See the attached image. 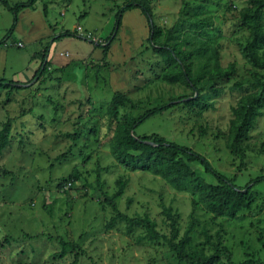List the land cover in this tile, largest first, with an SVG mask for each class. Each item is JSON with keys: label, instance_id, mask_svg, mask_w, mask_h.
<instances>
[{"label": "rangeland", "instance_id": "obj_1", "mask_svg": "<svg viewBox=\"0 0 264 264\" xmlns=\"http://www.w3.org/2000/svg\"><path fill=\"white\" fill-rule=\"evenodd\" d=\"M25 1L9 0L11 4ZM124 1L35 0L28 10L34 13L30 21L38 41L21 38L20 32L29 28L26 11L7 40V49L2 47L8 57L0 78L22 89L10 96L7 89L0 90V129L11 120L10 142L0 155V264H184L169 250L165 238L171 235L170 221L164 209H171L177 220L179 238L193 215L191 249L212 253L204 243L205 229L211 242L220 237L235 264L248 259L264 263V180L253 188L254 199L247 210L234 219L213 218L189 193L177 191L159 176L130 172L111 155L112 127L106 110L114 94L131 100L119 108V117L126 113L138 117L143 110L172 99L197 96L182 83L164 80L168 66L146 44L147 31L140 30L133 14L137 10L123 14L103 60L101 45H107ZM150 3L154 23L165 34L170 32L178 41L191 35L190 42L202 48L191 59L195 70L205 75L207 67L216 63L222 72L202 93V101L211 106L201 109L199 104L187 106L176 100L175 107L137 127L135 135L156 133L188 146L224 176H235L240 187L264 176V106L242 143L245 158L240 171V157L226 146L231 108L255 91L247 84L253 74L264 81V70L250 66L242 54L249 30L242 26L239 12L249 6L248 0ZM190 16L199 19L200 29L181 20ZM11 23L12 14L0 2V40ZM63 31L77 36L50 42ZM19 40L22 46L17 45ZM47 46L51 66L33 79ZM189 165L207 183H216L199 164ZM74 172L80 176L78 181L58 187ZM120 179L127 182L114 201L117 210L129 218L148 216L159 240H149L144 228L129 227L125 221L107 228L115 211L106 197L118 191ZM60 242L70 245L62 259H54L61 251Z\"/></svg>", "mask_w": 264, "mask_h": 264}, {"label": "trees", "instance_id": "obj_2", "mask_svg": "<svg viewBox=\"0 0 264 264\" xmlns=\"http://www.w3.org/2000/svg\"><path fill=\"white\" fill-rule=\"evenodd\" d=\"M0 2L12 14L11 26L2 40H0V48H6L8 46L7 40L13 35L17 25L18 14L24 9L31 8L35 0H27L16 4H11L9 0H1ZM248 2L249 6L239 12L242 26L249 30V38L242 49V54L250 66L257 70H264V0H248ZM133 9H138L147 21L148 34L146 44L150 47L149 49L161 57L168 66V70L163 76L164 80L171 83H182L192 93L195 92L197 96L195 95L196 97L194 98L181 96L177 99H172L170 102L143 110L138 117L127 113L119 117V108L130 105L131 100L124 94H114L106 110L108 125L112 127V137L110 139L111 155L130 172L140 170L159 176L177 191L189 193L195 198L197 204L211 214L213 218L234 219L241 211L247 210L251 206L254 199L253 188L257 182L264 180V176L251 179L240 187L235 183V176L231 178L224 176L213 168L206 157L188 146L167 140L156 133L149 136L135 135L137 127L154 116L164 114L169 108L175 107L178 104L175 103L176 100H179V104L187 106L199 104L201 109L211 106L208 102L202 101V93L206 90L207 84L211 83V86L213 85L212 79L222 71L216 63L213 67H207L205 75H201L198 70H195L191 59L202 48L196 46L194 41L190 42L191 35L178 41L170 32L165 34L154 23V13L150 0H126L123 6L119 7L115 14L114 28L105 41L107 45H101L103 60L106 59L109 45L119 31L123 14ZM43 14L46 18L47 11L45 8H43ZM206 19L208 18H204L205 23H207ZM181 20L188 22L189 27L192 26L190 28L200 29L198 25L199 19L195 16H190L187 19L181 18ZM76 36L73 32L63 31L58 35L56 34V36H52L50 42L53 43L64 38ZM182 47L185 48L183 49ZM48 48L47 46L43 50L41 64L35 71L33 79L43 76L51 66L50 59L47 57ZM252 77L253 79L248 80L247 84L254 88L255 91L243 95L236 106L231 108L232 118L229 124L226 146L230 152L240 157L238 171L241 170L245 158L242 143L246 139L247 131L251 127L259 108L264 106V81L259 80L256 74H253ZM211 86L209 85V87ZM20 87L18 84L15 85L0 78V90L7 89V96L21 90L22 88ZM69 136L71 137V135ZM10 138L11 120L8 119L0 129V155L10 142ZM191 163L199 164L205 173L214 176L216 183H207L204 178L199 177L189 165ZM79 178L78 173L74 172L66 181L59 183L58 187L63 188L67 182L68 186H70L71 182H76ZM97 180L99 181V178ZM126 182L122 179L117 180L118 191L112 196L106 197L107 203L115 211V215L110 220L107 228L112 227L118 221H125L129 227L144 228L145 235L149 240H159L161 236L156 231V225L148 216L129 218L117 210L114 201L123 194ZM163 214L169 219L171 230L170 238H164L167 240L170 252L179 262L184 264H235L232 261L230 251L223 245L220 237L217 241L211 242L210 235L205 229L202 231L205 237L204 243L212 249V253L207 254L204 248L198 251L191 249L189 234L193 229L195 220L193 215L184 235L179 238L177 220L172 216L171 209H164ZM60 243L61 251L53 255L54 259H62L65 256V247L68 244L70 245V243ZM241 264L264 263L248 259Z\"/></svg>", "mask_w": 264, "mask_h": 264}, {"label": "crops", "instance_id": "obj_3", "mask_svg": "<svg viewBox=\"0 0 264 264\" xmlns=\"http://www.w3.org/2000/svg\"><path fill=\"white\" fill-rule=\"evenodd\" d=\"M133 10H137V11H133V12H135V13H133V14H135V16H136V18H137V22L139 23V28H140V30L142 31V32H144V30L145 31H147V34H148V30H147V27H146V23L144 22V20L142 19V17H141V12L138 10V9H133ZM26 11H29L30 13H27V14H30V16H29V18H28V20H27V24H28V26H29V28H28V30L27 31H22V32H20V34H21V38L22 39H27V41H31V43H33L32 41H34V42H37L38 41V39H37V37L35 36V33H34V29H35V27L33 26V22L32 21H30L31 20V17H32V14L34 15V13H32L30 10H28V9H25V10H23V11H21V13H19L18 14V21L19 22H17L18 24H17V26H16V28L18 27V25L20 24V21H21V15L24 13V12H26ZM130 11V10H129ZM137 12V13H136ZM135 21V22H136ZM136 22V23H137ZM52 29V28H51ZM17 32H19V31H17ZM54 32H55V30H54ZM51 33V32H50ZM48 34V33H47ZM46 34V35H47ZM20 41V40H19ZM18 41V42H19ZM139 41H140V39H139ZM19 43H21L22 44V41H20ZM7 49V48H6ZM7 51L5 50H3L2 48H0V77L5 73V62H6V57H8V54L6 53ZM35 57V56H34ZM36 58V57H35ZM33 62H35V61H33ZM3 64H4V66H3ZM29 67H31V65H29ZM29 67H27V69H26V71L28 72L29 70H28V68Z\"/></svg>", "mask_w": 264, "mask_h": 264}, {"label": "built area", "instance_id": "obj_4", "mask_svg": "<svg viewBox=\"0 0 264 264\" xmlns=\"http://www.w3.org/2000/svg\"><path fill=\"white\" fill-rule=\"evenodd\" d=\"M17 45H18V46H22V44H21V43H17Z\"/></svg>", "mask_w": 264, "mask_h": 264}]
</instances>
